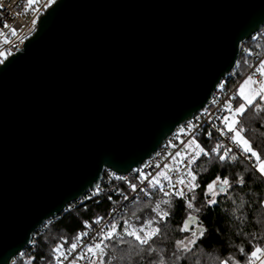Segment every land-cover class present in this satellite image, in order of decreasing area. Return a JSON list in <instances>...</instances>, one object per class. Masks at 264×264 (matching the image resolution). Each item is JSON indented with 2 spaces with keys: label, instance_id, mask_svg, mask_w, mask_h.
Here are the masks:
<instances>
[{
  "label": "water",
  "instance_id": "1",
  "mask_svg": "<svg viewBox=\"0 0 264 264\" xmlns=\"http://www.w3.org/2000/svg\"><path fill=\"white\" fill-rule=\"evenodd\" d=\"M264 28V0H56L0 64V264L140 168Z\"/></svg>",
  "mask_w": 264,
  "mask_h": 264
},
{
  "label": "trees",
  "instance_id": "2",
  "mask_svg": "<svg viewBox=\"0 0 264 264\" xmlns=\"http://www.w3.org/2000/svg\"><path fill=\"white\" fill-rule=\"evenodd\" d=\"M250 52L257 53L258 57L264 54V41L255 44L253 40L246 41L241 50L239 60L238 76L233 83L239 81L244 72L248 71L250 63L254 62L249 58ZM2 59V58H1ZM3 61L5 59H2ZM1 64V63H0ZM247 69V70H246ZM245 72V73H246ZM239 100V98H238ZM256 103H260L259 98ZM238 104V101H237ZM236 104V106H237ZM242 119L246 129L244 135L251 140L254 148L264 152V112L256 113L254 106L249 108ZM231 135V133H229ZM196 140L206 151L214 146V142L204 137H197ZM236 161H225L221 163L215 154L209 157L201 156L200 160L193 167L196 169L197 183L200 187L195 190L196 200L194 206L201 208L199 213L192 212L202 222L205 235L197 240L191 253H178L182 257L180 261L175 260L171 253L175 250V242L191 237V231L182 232L184 221L191 210L186 208V199L172 196V206L161 205V208L170 212V215L163 222L154 223L153 227H160L161 234L154 237L152 243L161 253L166 264H220V260L229 256L244 264L246 255H241L239 247H244L245 252H250L256 244L264 246V176L256 171L252 164L237 154ZM203 164V168L199 165ZM207 168V171L203 169ZM227 177L231 187L217 195V203L207 205V185L216 179ZM243 177L244 183H239ZM132 183L137 181L132 179ZM193 193H188L190 198ZM123 196L116 194L107 195L101 198H88L85 202H79L67 208L59 217L46 223L42 232L38 234L37 242L33 248L26 250L23 258H16L12 264H55L53 249L63 243L65 250L71 245L74 238L84 233L88 227L93 226L98 218L105 219L112 208L124 202ZM166 199L159 191V186L152 188L145 199L133 200L125 205L119 219L118 230L124 227L123 220L129 219L137 228L145 224L148 219L155 217L152 211L157 201ZM135 213V217L132 216ZM136 217H139L137 219ZM100 220V221H101ZM194 230V226H190ZM125 239H131L125 237ZM66 241V243H64ZM186 241V240H185ZM138 243V242H137ZM146 247V246H145ZM158 252H154L151 259H158ZM105 264H148V259H141L134 254H128V245L118 244L106 250L104 257Z\"/></svg>",
  "mask_w": 264,
  "mask_h": 264
},
{
  "label": "snow or ice",
  "instance_id": "3",
  "mask_svg": "<svg viewBox=\"0 0 264 264\" xmlns=\"http://www.w3.org/2000/svg\"><path fill=\"white\" fill-rule=\"evenodd\" d=\"M38 2L39 0H27V10H33ZM3 6V0H0V8ZM33 23H35V21H33ZM4 28H10V26L5 24ZM11 34L15 36L17 30L12 28ZM5 43H8L7 39H5ZM8 55H11V53H8ZM0 57L6 58L5 53L0 52ZM0 63H3L2 59H0ZM256 72L259 73L261 77H264V62L257 67ZM255 85H258V87H253ZM237 95L243 100V103H240L235 108H233L231 103L225 105L229 115H225L221 118L223 128H218L217 131L220 136H226L231 141V144L240 150V154L243 155L245 159L249 161L254 160L252 167L258 171L261 176H264V152L257 150L258 146L254 148L251 140L244 135L246 129L241 119L245 116L248 109L253 106L256 113L264 112V79L256 80L252 75L248 76L243 84L240 85ZM258 98L260 103H256ZM196 127L197 126H192L191 130L195 131ZM213 127L216 126L213 124ZM181 131L183 132L184 130L182 129ZM229 133H231V135H228ZM207 135L211 138L212 132L209 131ZM211 154H215L221 163L225 161H236L238 159L237 154L233 152V147L226 145L222 141H217L210 151H206L205 148L201 147V144L197 142L195 137H193L188 141L184 152L176 153V156L180 158L177 167L175 169H169L170 171L180 172L181 169L179 165L182 164L184 165L183 174L174 182L167 172H161L159 174L163 180L168 181L169 190L165 189V186L161 184L159 178H154L149 181V184L152 185L153 188L159 186V191L166 197V199L157 201L155 207L152 209L159 219L157 220L155 217L148 219L145 225L140 228L130 223L129 219H124V227L122 230H118L119 221L110 223L106 226V229H101L100 232L93 237V240L96 241L98 239V242L85 246L83 251L72 259L70 264H78L79 260H86L88 264H98V262L99 264H105L104 257L110 244L112 246L118 244L128 245V254L130 257L134 254L142 260L147 258L148 264H166V260L161 254L163 249H160L158 252L157 248L150 243V241L161 234V228L153 227L152 225L154 223L159 224L163 222L164 219L170 215L169 211L161 208V205L163 204L171 208L172 196L187 200L186 208L191 211L180 231H191V237H186L184 240H177L175 242V250L171 253V256L174 257L175 260L180 261L182 257L178 255V253L193 252V246L196 245L197 240L206 234L203 223L198 222V217L192 215V212L199 213L201 211V208L194 206V201L196 200V195L194 193L200 185L197 183L196 169L193 166L197 164L201 156L209 157ZM185 161H187V163H185ZM199 167L203 168V164L199 165ZM203 170L207 171V168ZM238 182L243 184V177H241ZM132 187L133 190H135L136 185H132ZM229 187H231L229 179L227 177L221 179V177L217 175L216 179L207 185V192L205 195L210 196L211 199H206L205 203L209 206L216 204L217 200L215 197L219 195V193L225 192ZM171 189H175V191H171ZM188 193H193V195L189 198ZM135 215V213H132V216L135 217ZM136 218L139 219V217ZM101 219L102 218H98L95 223L99 224ZM190 226H194V230ZM86 227L90 229L91 225L86 224ZM88 235V232H84L76 236L66 250L63 243L57 245L53 249L55 264H63L64 260H67L69 256H72V254L81 247L82 237ZM125 237H130L131 239H125ZM262 239H264V237H262ZM185 240L187 242H185ZM64 243H66V241ZM238 251L241 255H246L244 264H264V246L261 244H256L248 253L245 252V248L242 246L238 248ZM154 252H158V259H151ZM93 257L96 259H93ZM109 264H111L110 261ZM196 264H199V261H197ZM220 264H240V261L234 260V257L229 256L227 259L220 260Z\"/></svg>",
  "mask_w": 264,
  "mask_h": 264
},
{
  "label": "built area",
  "instance_id": "4",
  "mask_svg": "<svg viewBox=\"0 0 264 264\" xmlns=\"http://www.w3.org/2000/svg\"><path fill=\"white\" fill-rule=\"evenodd\" d=\"M3 4L4 6L0 8V52L5 53L8 57L10 56L8 53L15 54L19 52L27 38L35 32L38 20L50 5V0H39L35 5V8L31 11L26 8L27 0H3ZM33 21H35V23H33ZM5 24H8L10 28H4ZM12 28L17 30L15 36L11 34ZM5 39H7L8 43H5ZM251 40H253L255 44L263 43L264 28ZM263 57L264 54L261 57H258L257 53L250 52L249 58L253 59L254 62L250 63L248 71L246 74H243L244 78L256 71L257 67L261 64ZM1 58L2 57H0V59ZM238 70L239 63L234 71L220 83L215 94L207 105L196 116L178 127L176 131L165 140L159 150L143 162L140 168L135 169L132 174L129 175H120L111 170L105 172L99 185L95 189L89 191L79 202H85L88 198H101L113 194L123 196L125 198L124 202L113 207L109 215L101 220L99 224L96 223L91 226L90 229L88 228L85 231L88 232L89 235L82 237L81 247L78 248L72 256H69L67 260H64L63 264H70L72 259L77 257L81 251H83L85 246L98 242V239L94 241L93 237H95L101 229H106V226L110 223L119 221L127 203L132 202L133 200L145 199L153 188L152 185L149 184L150 180L159 178L161 184L165 186V189L169 190L168 181L163 180L159 174L161 172H167L173 182L183 174L184 165L182 164L179 165L181 169L180 172L170 171L169 169H175L177 167L180 158L176 156V153L184 152L188 141L193 137H195V139L197 137H204L213 141L214 145L217 141H222L226 145L233 147L234 153L240 154V150L232 145L231 141L226 136H220L217 131L218 128H223L221 118L225 115H229L225 105L231 103L233 108L236 107L239 98L237 93L240 88V81L243 78L242 76L239 81L233 83V80L238 76ZM256 79L260 80V75H256ZM213 124L216 127H213ZM192 126H197L195 131L191 130ZM182 129L184 130L183 132L180 131ZM209 131L212 132L211 138L207 135ZM185 163H187V161H185ZM131 178L137 182L132 183ZM132 185H136L135 190H133ZM171 191H175V189H171ZM76 203L71 204L69 207ZM44 226L35 233L31 244L20 252L17 258H23L26 250L34 247L37 242L38 234L42 232ZM78 264H88V261L79 260Z\"/></svg>",
  "mask_w": 264,
  "mask_h": 264
},
{
  "label": "rangeland",
  "instance_id": "5",
  "mask_svg": "<svg viewBox=\"0 0 264 264\" xmlns=\"http://www.w3.org/2000/svg\"><path fill=\"white\" fill-rule=\"evenodd\" d=\"M56 0H50V5L49 6H51L54 2H55ZM48 6V7H49ZM6 58H7V56H6ZM6 58H4V57H2V59H6ZM262 62H264V57H263V59H262ZM261 62V63H262ZM247 70V69H246ZM246 72V71H245ZM244 72V74H246ZM253 77H254V79H256V75H259V73H257L256 71L253 73V74H251ZM250 76V75H249ZM248 77H246V78H244V75H243V78L241 79V81H240V85L241 84H243V82L247 79ZM260 79H264V77H261L260 76ZM257 80V79H256ZM253 87H258V85H255V86H253ZM240 103H243V100L239 97V100H238V104H237V106L240 104ZM236 106V107H237ZM181 131V130H180ZM198 142V141H197ZM199 143V142H198ZM217 197V196H216ZM216 197H215V199H216ZM210 199H211V197H210ZM145 224L143 223V224H141V226L140 227H142V226H144ZM185 242H187V241H185ZM93 259H96L95 257H93ZM98 264H99V262H98Z\"/></svg>",
  "mask_w": 264,
  "mask_h": 264
}]
</instances>
